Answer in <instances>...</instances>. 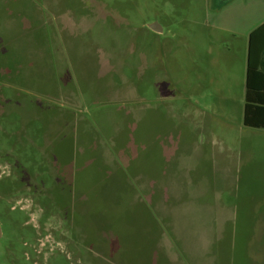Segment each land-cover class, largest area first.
Here are the masks:
<instances>
[{
    "label": "rangeland",
    "instance_id": "obj_1",
    "mask_svg": "<svg viewBox=\"0 0 264 264\" xmlns=\"http://www.w3.org/2000/svg\"><path fill=\"white\" fill-rule=\"evenodd\" d=\"M207 1L0 0V264H164L174 242L158 241L141 183L174 172L204 211L179 232L189 259L173 253L264 264L243 4L216 15Z\"/></svg>",
    "mask_w": 264,
    "mask_h": 264
},
{
    "label": "crops",
    "instance_id": "obj_2",
    "mask_svg": "<svg viewBox=\"0 0 264 264\" xmlns=\"http://www.w3.org/2000/svg\"><path fill=\"white\" fill-rule=\"evenodd\" d=\"M238 1L240 0H208L206 2V5H208L213 12H216L217 15L222 14L223 12L232 8ZM241 1L243 4L244 14L242 15V21L240 22V25H242L244 28H248V31L245 35V47L243 49L244 52H242V54L244 55L243 60L245 69V82L243 89L245 114V105L247 102L248 92L247 80L251 47L254 53L253 65L257 69V78L256 83H254V91L252 92L251 101L256 106H264V0ZM230 24H233V22H231ZM230 24L227 25V27H224V30L231 33L232 37H236L238 35V32L237 30H234L233 25ZM251 129L264 130V128ZM194 160L195 159L193 157L189 167L187 165L183 166L185 170L192 168V165L195 162ZM146 180L147 179L145 178V176H143V180L141 183L143 199L141 202L143 203V205H145V208L147 209L144 214L148 217L152 230H161V234H159L158 241L161 240V236L163 238V235H165L162 230H168L174 242L173 244L171 243V241L167 242L165 245H163V248L159 246V249L161 251H164V257L162 258L164 261H162L164 262V264H186L181 260V254L179 255L173 253V251H177L175 248V245H177L180 250L185 252L186 257L188 258L187 251L189 250H187L188 248H184L183 240L180 237L179 232L180 230H189L188 228H183L184 219H190L196 214L201 218L203 215V213L201 212H203L204 210L201 209L202 206L199 204V201H197V198H195V196L189 195L187 194V192H182L179 190V187H182L185 183L180 182L179 175L177 172H174L172 180L169 183H159L158 181L149 179L148 181ZM156 187H173L174 190L169 191L168 189H165V192H160L161 190L153 191V189ZM133 194H130L131 197L127 196L129 207L130 205L132 207L133 203L136 201V197H138ZM196 203L198 204V206L196 205ZM128 206L124 207L123 205L122 208H120L117 212H121L124 214ZM197 208L198 210H196ZM162 226H164V228ZM199 232L203 233L204 237L208 236L209 234V230H199ZM212 233L214 232L212 231ZM204 241L205 244L208 245L210 243H214L215 238L211 239L210 243H208L205 239ZM191 252L193 254V251ZM190 260H192L190 262L191 264H199L195 261L193 255H191Z\"/></svg>",
    "mask_w": 264,
    "mask_h": 264
},
{
    "label": "trees",
    "instance_id": "obj_3",
    "mask_svg": "<svg viewBox=\"0 0 264 264\" xmlns=\"http://www.w3.org/2000/svg\"><path fill=\"white\" fill-rule=\"evenodd\" d=\"M254 53L251 47L249 58V70L247 80V102L245 105L244 125L250 128H264V106H256L252 103V92L256 83L257 69L253 65Z\"/></svg>",
    "mask_w": 264,
    "mask_h": 264
},
{
    "label": "water",
    "instance_id": "obj_4",
    "mask_svg": "<svg viewBox=\"0 0 264 264\" xmlns=\"http://www.w3.org/2000/svg\"><path fill=\"white\" fill-rule=\"evenodd\" d=\"M151 28L154 30V31H161V28H159V26L157 24H154V25H151ZM2 236V231H1V227H0V238Z\"/></svg>",
    "mask_w": 264,
    "mask_h": 264
}]
</instances>
